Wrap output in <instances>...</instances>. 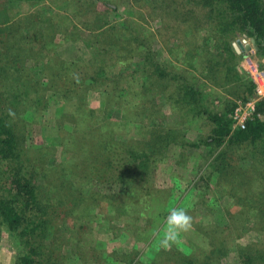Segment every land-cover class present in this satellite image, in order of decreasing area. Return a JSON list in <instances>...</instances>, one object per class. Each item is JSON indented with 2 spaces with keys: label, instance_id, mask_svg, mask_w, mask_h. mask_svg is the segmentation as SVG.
I'll use <instances>...</instances> for the list:
<instances>
[{
  "label": "rangeland",
  "instance_id": "1",
  "mask_svg": "<svg viewBox=\"0 0 264 264\" xmlns=\"http://www.w3.org/2000/svg\"><path fill=\"white\" fill-rule=\"evenodd\" d=\"M5 1L4 10L7 7L12 16L8 23L11 30L3 31L2 36L6 38L11 32L26 36L17 48L19 76L30 89L29 102L34 97L40 99L31 102L30 110L25 118H19L17 125L22 130L24 144L29 147V157L36 169H42L36 183L41 186L43 196L50 200L64 197L66 202L62 207L73 209L70 218L54 222L51 228L50 246L61 264L76 261L78 264H148L156 258L170 260L167 257L173 251L198 259L209 249L218 251L216 257L221 264H238L240 252L264 256V163L240 159L230 151L217 159L224 146L210 139L213 124L206 114H186L187 107L181 114L178 111L183 104L168 102L171 96H179L177 87L186 79L199 90L208 111L219 112L232 106L227 114L231 131L244 129L248 121L260 117L256 109L244 128L233 127L232 114L237 102L254 94L256 79L264 83V58L257 55L253 38L239 33L231 40L232 45L236 42L240 47V52L235 50L241 55L236 69L242 79L231 78L226 83L230 74L224 68L209 72L208 65L203 68L199 59L194 68H187L183 62L182 41L207 33L204 9H196L195 17H176L147 0H80L79 3L74 0L72 4H67L68 0L57 4L52 0ZM91 1L96 3L97 13L106 12L108 19L119 27L129 18L145 24L149 36L145 51L150 54L151 62L143 65L144 56H138L135 50L133 54L128 49L126 52L119 49L124 55L123 62L115 65L117 69L124 67L126 72L120 77L124 88L118 92L106 94L101 89L79 87L68 77L78 74L71 63L78 65L90 59L83 50L82 40L90 38L93 32L80 24L79 19L87 24L97 16L80 7ZM74 11L81 17L76 18ZM44 18L52 24H49L52 29L48 26L49 29L42 30ZM16 21L18 25L14 24ZM39 33L45 41L39 42ZM158 67L167 74H178L180 79H158L154 72ZM248 79L255 85L249 94L245 90ZM160 82L165 85V91L156 93ZM9 84L6 74L0 77L2 100L6 96L11 98L6 93ZM170 111L179 117L173 119ZM106 133L139 148L149 142L155 169L149 190H144L150 199L146 208L141 201L132 208L134 198L144 193L141 188L131 198L125 195L128 184L114 181L98 184L90 177L89 164H80L89 151L88 145L102 141ZM157 135L168 139L161 149V141L153 139ZM216 164L221 173L213 171ZM69 165L73 169L71 177L64 176V166ZM2 184L6 185L5 179ZM119 202L126 207L124 210L122 207L116 210ZM162 208L164 215L158 214ZM173 208L188 212L192 228L171 241L169 248H164L160 239L167 230L166 217ZM135 209L147 212L152 222L149 224L148 219L132 211ZM0 237V264H14L20 243L5 230Z\"/></svg>",
  "mask_w": 264,
  "mask_h": 264
},
{
  "label": "trees",
  "instance_id": "2",
  "mask_svg": "<svg viewBox=\"0 0 264 264\" xmlns=\"http://www.w3.org/2000/svg\"><path fill=\"white\" fill-rule=\"evenodd\" d=\"M60 1L62 0H52L55 4ZM147 1L149 3L154 1L160 9L163 11L168 9L176 17H195L196 9L205 10L207 23L205 24V21L202 25L205 24L207 33L192 36L180 44L184 53L183 62L187 68H194L196 59H199L203 63V68L208 65L209 72L224 68L226 73L230 74L226 76V83L230 82L231 78L242 79L236 69L241 55L235 51L231 41L239 33L253 38L257 55L264 58V0ZM72 2L74 0H68L67 4H72ZM76 2L79 3L80 0H76ZM2 3H0L2 6L0 9V77H4L6 74V80L10 81V84L6 86V93L9 92L11 98L6 96V100H2L0 95V236L1 231L5 230L20 243L21 247L14 264H61L60 258L55 255L50 246V237L53 235L51 228L54 226V222L70 218L73 209L72 207L71 210L69 207L66 209L62 207L66 202L64 197L55 196L50 200L46 195L43 196L41 186L36 183L42 169H36L34 160L29 157L27 149L29 147L23 142L22 130L17 122L20 117L25 118L26 111L31 108V102L40 99L34 97L29 102L27 94L30 89L20 80L19 76L17 48L20 47V43L26 39V36L23 34L16 36L14 32H11L6 38L2 36L3 31L11 30L8 23L11 22L12 17L8 13L7 7L4 10L3 5L6 1ZM80 7L85 8V11L89 10L93 14H97L93 20L87 17L92 23L87 21L86 24L85 20L79 19L80 24L86 29L89 27L88 30L93 32L90 38L84 37L82 40L83 50L88 52L90 59L88 62H81L78 65L76 62L71 63V66H75L78 74L68 77L71 78L73 85L78 84L79 87L101 89V92L106 94L114 90L118 92L124 88L120 85V77L126 72L124 67L117 69L115 65L117 62H123L121 58L124 55L119 52V49H125L124 52L128 49L130 53L135 50L138 52V56H144L143 65L146 62H151L150 54L147 53V50L145 51L149 39L145 24L129 18L125 20L123 26L119 27V24L112 23L108 19L109 14L107 15L106 12L105 15L97 13L96 3L91 1L88 5ZM73 14L76 18L81 17L78 16L77 11H74ZM127 15V17H131L129 14ZM18 23L19 21L14 22L16 25ZM41 23L45 26L42 30L49 29L50 23L46 18ZM12 26L14 28V25ZM190 26L192 27V25ZM194 27L196 26L192 28ZM50 28L52 29V27ZM13 30L19 34L17 29ZM39 39V42L45 41V37L41 34ZM184 46H187V49H183ZM168 50L172 51V48ZM113 54L114 56H111ZM61 70L63 71L64 67ZM142 70L146 71L147 69L143 68ZM154 72L160 80L180 79L178 74H167L163 68L158 67ZM254 87V83L248 79L245 86L248 94L253 92ZM155 89L156 93H163L165 85L160 82ZM177 89L179 96H171L168 102L172 103L173 100L183 104L184 107L181 106L182 108H179L178 111L181 114L185 107H187L186 114H206L207 119L213 124V134L210 139L217 145L224 146V150L217 155V159L224 156L225 152L230 151L239 155L240 159L257 160L264 163V97L257 102L256 108L261 116L248 121L244 129L231 131V119L227 114L232 106H226L223 111L219 112L208 111V107L204 106V101L201 100L199 90L186 79ZM148 90L154 94L151 88ZM169 108L172 110V106ZM9 110L14 113V116L9 115ZM170 112L173 119L179 117V114ZM148 119H152L151 116L148 115ZM101 138L102 141H94L92 145H88L89 151L80 161L82 165L89 164L90 177L98 184L112 181L120 185L128 184L125 195L128 194L131 198L138 188H141V192L149 190V183L155 169L149 142H144V146L139 148L131 143L126 144L123 141L115 140L110 133H106ZM153 139L161 141L159 149L166 146L168 142V139L163 140L161 135H157ZM64 170V176L71 177L70 174L73 170L71 165L64 166ZM213 171L221 173L219 164L213 165ZM3 175L5 177H2ZM4 179L6 185L2 184ZM141 194L142 196L134 198L136 200L133 201V209L140 201L143 208H146L150 199H148L146 191ZM143 197L146 198L140 200ZM78 199L81 200L80 197ZM73 203L75 202L73 201ZM122 205L124 204L119 202L116 210L119 211L121 207L124 210L126 207ZM163 210L162 208L158 214H162ZM132 211L144 219H148L149 224L152 222V218L150 215L148 217L147 212L141 209ZM153 213L151 212V214ZM136 220H139V217ZM170 253L171 255L167 257L170 260L156 258L148 264H221L216 257L218 254L216 249L207 250L204 256L198 259L176 251ZM74 264H78V262L76 261ZM238 264H264V256L251 252H240Z\"/></svg>",
  "mask_w": 264,
  "mask_h": 264
},
{
  "label": "clouds",
  "instance_id": "3",
  "mask_svg": "<svg viewBox=\"0 0 264 264\" xmlns=\"http://www.w3.org/2000/svg\"><path fill=\"white\" fill-rule=\"evenodd\" d=\"M9 115L14 116L11 110ZM167 230L160 239V245L164 248L171 246L170 242L174 241L183 233H187L192 228V217L183 208H173L166 217Z\"/></svg>",
  "mask_w": 264,
  "mask_h": 264
},
{
  "label": "built area",
  "instance_id": "4",
  "mask_svg": "<svg viewBox=\"0 0 264 264\" xmlns=\"http://www.w3.org/2000/svg\"><path fill=\"white\" fill-rule=\"evenodd\" d=\"M257 86L255 87L254 94L243 101L237 102L234 107L232 119L233 127L244 128L247 120L251 119L256 113V102L261 97H264V83L259 80H255ZM258 115V114H257Z\"/></svg>",
  "mask_w": 264,
  "mask_h": 264
},
{
  "label": "water",
  "instance_id": "5",
  "mask_svg": "<svg viewBox=\"0 0 264 264\" xmlns=\"http://www.w3.org/2000/svg\"><path fill=\"white\" fill-rule=\"evenodd\" d=\"M252 41H253V39H252ZM237 45V43L236 42H233V46H234V49L237 51V52H240V47H238V45Z\"/></svg>",
  "mask_w": 264,
  "mask_h": 264
}]
</instances>
